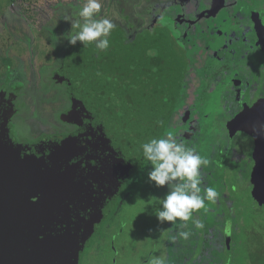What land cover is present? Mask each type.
<instances>
[{
	"label": "water",
	"instance_id": "1",
	"mask_svg": "<svg viewBox=\"0 0 264 264\" xmlns=\"http://www.w3.org/2000/svg\"><path fill=\"white\" fill-rule=\"evenodd\" d=\"M75 73L69 135L15 141L0 93V264H80L171 115L179 74L155 43Z\"/></svg>",
	"mask_w": 264,
	"mask_h": 264
},
{
	"label": "flooded vegetation",
	"instance_id": "2",
	"mask_svg": "<svg viewBox=\"0 0 264 264\" xmlns=\"http://www.w3.org/2000/svg\"><path fill=\"white\" fill-rule=\"evenodd\" d=\"M74 4L50 7L56 26L59 23L64 25L61 8ZM169 4L172 5L170 25L177 30L174 37L168 34L161 38L152 30L154 43L173 67L176 66L179 74L175 102L160 138L171 133L186 146L194 148L208 161L207 165L201 166L202 189L214 187L219 192L215 203L205 201L207 212L203 208L193 212V217L203 222V228L196 229L192 220L169 222V226L172 237H175L174 253L183 258H180V264H187L188 260L192 261L191 264H205L208 253L217 254L221 247L225 253L226 249H231L226 236L238 232V212L244 206L238 193L248 194L245 184L251 186V193L255 191L254 197L264 201V129L259 126L264 122V0H169L166 6L152 3L147 9L154 18L149 27L154 26L158 14L163 16L168 12L164 9ZM20 14L31 22L26 14ZM34 31L38 33L36 48L40 52L43 42L56 43L52 51L46 50L53 61L38 63L37 75L41 78L43 74L57 85L61 82L52 76L63 60H59L57 44L63 47L67 39L60 40L57 27L54 29L56 40H51L46 30L35 28ZM125 35L127 44L137 41L138 35L134 41L126 31ZM11 58L6 55L2 62ZM23 61L26 63L25 59ZM8 67L10 69L6 67L3 73L0 72L5 76L0 75V93H4L2 109L6 115L13 111L14 132L20 141L69 135L78 130L79 125L62 120L63 124L58 127L62 130L53 127L51 131L40 132L32 124V118L23 120L27 109L24 101L27 103L29 99L25 95L27 81L22 74L26 69L27 77H30L33 69L26 66L22 71L16 70L18 66L13 58ZM10 82L19 84V95L10 87ZM26 98L28 100H24ZM65 104L69 105V101L63 93L57 108ZM69 108L70 105L66 110ZM150 168V162L144 159L127 184L137 176L148 177ZM163 188L168 191L167 186ZM181 223L187 226L181 229ZM179 231H189L191 235L185 240L178 235Z\"/></svg>",
	"mask_w": 264,
	"mask_h": 264
},
{
	"label": "rangeland",
	"instance_id": "3",
	"mask_svg": "<svg viewBox=\"0 0 264 264\" xmlns=\"http://www.w3.org/2000/svg\"><path fill=\"white\" fill-rule=\"evenodd\" d=\"M121 1L126 3L125 7H123ZM168 2L169 0H141L140 2L139 0H103L101 14L103 17L110 19L114 25L121 26L127 32L129 38H133V41L136 40L137 35L141 36L142 33L144 34V32L150 30H154L153 34H158L161 38L169 35L174 37L177 30L172 29V24L170 25L169 12L170 7H172L171 4L164 9L168 12L164 13L163 16L158 14L154 26L149 27L154 20L153 15L147 13L150 5L155 3L156 5L166 6ZM119 5L124 8L122 12H120ZM178 5L180 4L178 3ZM79 6H81V3L61 8V22L64 25L62 24V27H59V24H57L60 40L67 39L65 37L70 32L75 31L71 28V23L66 21V18H78L76 17V11ZM0 8L5 10V13L0 16V72L3 73L6 67L9 69L8 65L12 64V58L15 65L18 66L16 70L22 71L26 66L33 69V72L29 75L30 77H27L26 69L22 74L27 81L25 95L29 99L27 103L24 101L26 104L25 109H27L23 120L27 121L28 118H32V124H35L40 132L51 131L53 127L57 129L63 124L62 113L69 107L65 104L57 108L61 104L63 93L66 96L65 87L62 83L55 85V82L46 79L43 74L41 78L37 75L38 63L53 61L46 50L49 51L50 49L52 51L56 43L43 42L40 52L36 48L38 33L34 31L33 24L20 14L18 4H10L9 0H0ZM125 18H127L126 22L124 21ZM133 26H136V28ZM51 28L48 36H51V40H56L52 32L53 27L51 26ZM44 39H46L45 34ZM69 44L68 40L63 47L57 44L60 54L59 60L64 58ZM168 46L169 48L172 47L169 43ZM182 46L185 47V45ZM6 55H10L12 58L9 61L5 59V63H3L2 60ZM23 59L26 60V63ZM27 98L24 100H28ZM57 130L62 129L58 128ZM148 181V177L143 175L137 176L136 180L131 179L126 186L127 191L122 195L117 206L109 214L85 249L80 264H150V261L156 258L164 259L166 264L181 263L180 258L182 256L174 253L175 246L173 245L169 222L160 223L155 215L160 209V202L167 191L163 187H156L154 182L150 184ZM244 188L249 192L248 194L238 193V199L244 205L242 206L243 210L238 212V217L244 224L249 222L251 226L257 229L260 227V222L255 221L252 215L256 211L253 209L255 198H251L256 193L255 191L251 193L250 185L245 184ZM238 192H240V186ZM255 214L259 218H264V210ZM226 237L230 240L228 245L233 249L231 253L225 254L224 247H221L217 254H207L205 264H224L226 257L227 259H236L237 264L244 262L247 251L245 246L248 238L251 237L249 229L242 226L239 234L228 233ZM234 246L236 247L234 248ZM195 256H197V253ZM191 262V260H188L187 264H191Z\"/></svg>",
	"mask_w": 264,
	"mask_h": 264
},
{
	"label": "clouds",
	"instance_id": "4",
	"mask_svg": "<svg viewBox=\"0 0 264 264\" xmlns=\"http://www.w3.org/2000/svg\"><path fill=\"white\" fill-rule=\"evenodd\" d=\"M103 0H82L76 11L78 18H66L71 23L67 40L75 45L94 43L99 51H106L109 46V35L114 28L113 22L102 16ZM264 129V122L260 123ZM143 157L150 162L148 180L156 187L167 186L168 191L160 202V209L155 213L160 223H176L178 220H192L196 229L203 228V222L193 217V212L200 209L208 211L205 201L215 203L219 192L214 187H204L201 166L207 165L194 148L186 146L171 133L163 138L153 137L141 144ZM183 229L187 225L181 223ZM178 235L187 240L191 233L179 231ZM175 239V237H173ZM150 264H166L164 259L156 258Z\"/></svg>",
	"mask_w": 264,
	"mask_h": 264
},
{
	"label": "trees",
	"instance_id": "5",
	"mask_svg": "<svg viewBox=\"0 0 264 264\" xmlns=\"http://www.w3.org/2000/svg\"><path fill=\"white\" fill-rule=\"evenodd\" d=\"M10 4H18V9L23 14H26L28 18L31 20L33 26L42 30L43 32L49 30L53 27V34L55 33L54 29L56 26V19H53V15L50 13V7H60L66 6L72 3H81L82 0H9ZM8 7V6H7ZM5 13V10L0 8V16ZM42 17V19H41ZM59 27H62V24L59 23ZM46 29V31H45ZM41 31V32H42ZM49 39V38H48ZM154 38L152 31L145 32L141 36H138L137 41L134 43L127 44V38L125 35V31L119 25H114L113 30L109 35L110 46L106 51H99L96 49L94 43H89L87 45H83L82 42H77L75 45L69 44V48L67 53L64 55V58L59 65V67L53 73L52 79L57 82H63L64 87L66 88V97L69 101L70 107L74 105V101L76 98L75 85H76V77L75 73L76 64L80 61L86 60V58L90 61L91 65L94 68H100L106 63L108 58L120 52L122 50L131 49L133 46L154 43ZM65 42V41H62ZM10 69V67H9ZM1 75V74H0ZM2 78H5L4 74L1 75ZM9 84V83H8ZM21 86L23 82L20 83ZM10 87L14 88V91L19 92V88L17 83L10 82ZM12 111V110H11ZM13 112V111H12ZM65 112V111H64ZM63 112V113H64ZM63 113L61 117L63 118ZM14 115V114H13ZM8 127V125L6 126ZM63 135V134H62ZM15 141L19 143H25L18 139L15 133ZM253 209L256 211L252 215L255 218V221L260 222V227L255 229L250 225L249 222L244 224L240 218L237 221V225L239 227L237 234L240 233V228L243 226L246 229L248 228L250 231V239L247 240V245L245 246L246 251V259L244 262H239L238 264H264V218L256 216L255 213L261 212L264 210V201L259 199L258 197H254ZM261 208V209H260ZM245 213V212H243ZM256 216V217H255ZM236 244V243H235ZM236 246H234L235 248ZM233 249H226V253H231ZM225 253V254H226ZM224 264H237L236 259H226L224 260Z\"/></svg>",
	"mask_w": 264,
	"mask_h": 264
},
{
	"label": "crops",
	"instance_id": "6",
	"mask_svg": "<svg viewBox=\"0 0 264 264\" xmlns=\"http://www.w3.org/2000/svg\"><path fill=\"white\" fill-rule=\"evenodd\" d=\"M141 0H139V2H140ZM121 3L123 4V7H125V5H126V3L124 2V1H121ZM123 7H120V5H119V9L121 10L120 12H122V10H124V8ZM111 12V11H110Z\"/></svg>",
	"mask_w": 264,
	"mask_h": 264
}]
</instances>
